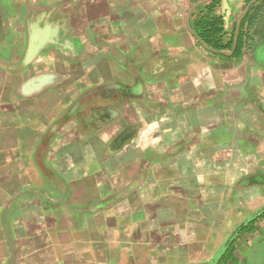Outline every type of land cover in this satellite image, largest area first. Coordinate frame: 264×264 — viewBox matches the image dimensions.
<instances>
[{
    "label": "crops",
    "instance_id": "1",
    "mask_svg": "<svg viewBox=\"0 0 264 264\" xmlns=\"http://www.w3.org/2000/svg\"><path fill=\"white\" fill-rule=\"evenodd\" d=\"M202 1L0 0V264H264V1Z\"/></svg>",
    "mask_w": 264,
    "mask_h": 264
},
{
    "label": "trees",
    "instance_id": "2",
    "mask_svg": "<svg viewBox=\"0 0 264 264\" xmlns=\"http://www.w3.org/2000/svg\"><path fill=\"white\" fill-rule=\"evenodd\" d=\"M264 1V0H263ZM218 0H214L212 3L207 5L208 14L206 17L197 19L195 22V31L197 37L208 47L217 51H231L233 46V39L229 42H225V35L223 34L224 21L220 17L211 16V10L218 4ZM259 11L264 8V2L259 4V6H254L253 9ZM244 37L239 35L237 50L233 56L240 54L243 47ZM234 262L229 251L222 257L218 264H227L229 262Z\"/></svg>",
    "mask_w": 264,
    "mask_h": 264
},
{
    "label": "water",
    "instance_id": "3",
    "mask_svg": "<svg viewBox=\"0 0 264 264\" xmlns=\"http://www.w3.org/2000/svg\"><path fill=\"white\" fill-rule=\"evenodd\" d=\"M209 1H211V0H204V1H202L201 3H199V4H197L196 6H194L193 7V10L196 8V7H198L199 5H202V4H204V3H207V2H209ZM256 1L257 0H253V2L251 3V5H253L254 3H256ZM250 5V6H251ZM250 6L248 7V9L246 10V12H245V14L242 16V18H241V20H240V22L238 23V27L240 26V24H241V22H242V20L244 19V17H245V15L247 14V12L249 11V8H250ZM190 15H191V13L189 14V16H188V18H187V28H188V30L197 38V40L199 41V43L206 49V50H208V51H210V52H213V53H216V54H222V55H225V56H227V57H231V56H233L234 54H235V51H236V48H237V43H238V31H237V34H236V37H235V40H234V45H233V48H232V51L231 52H222V51H217V50H213L212 48H210V47H208V46H206L197 36H196V33H195V31L191 28V26H190ZM264 211V207L260 210V211H258L254 216H252V218L253 217H255L256 215H259L261 212H263ZM239 229H237V231H238ZM237 231H235L234 233H233V236L237 233Z\"/></svg>",
    "mask_w": 264,
    "mask_h": 264
},
{
    "label": "rangeland",
    "instance_id": "4",
    "mask_svg": "<svg viewBox=\"0 0 264 264\" xmlns=\"http://www.w3.org/2000/svg\"><path fill=\"white\" fill-rule=\"evenodd\" d=\"M88 104L91 106L93 104V101H88ZM129 135L126 134V138L128 137ZM115 146L114 148H117L119 146V144L122 142L121 140H115ZM120 147V146H119Z\"/></svg>",
    "mask_w": 264,
    "mask_h": 264
}]
</instances>
